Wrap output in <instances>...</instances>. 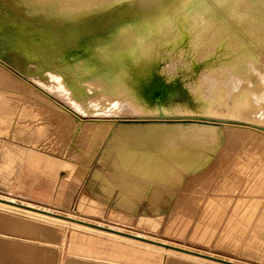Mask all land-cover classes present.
<instances>
[{"label":"rangeland","instance_id":"obj_1","mask_svg":"<svg viewBox=\"0 0 264 264\" xmlns=\"http://www.w3.org/2000/svg\"><path fill=\"white\" fill-rule=\"evenodd\" d=\"M9 7L13 8V6ZM2 12L3 9L0 8V14ZM10 20L9 24H11ZM3 30L0 27V71L7 73L8 78H10L5 83L0 84V199L17 201L18 203L46 209L59 215L62 214L71 218L75 217L70 221L72 224L73 222L76 224L75 219H80L108 228L136 232L145 235V237H151V239L161 244L165 242V245L169 246L177 245L195 251L203 250L213 255L233 258L241 263L264 264V143H260L258 146L248 142V145L244 144L245 147L250 146V148L244 147L249 151H246L248 155L245 158L246 165L244 166L239 164L244 154L242 153V149H244L243 145L232 141L250 136L248 133L234 128L233 124L246 125L245 123H252L260 125L262 123L252 115L232 113L234 110L232 104H230V97L221 99L224 101V104L217 103V97L213 92L220 91V88L223 87V81H221L220 77L214 80L215 83H213L212 90L208 96L218 106L214 112L203 113L201 108L195 107L196 103L191 99L193 96L190 86L201 77V73L205 70L202 68V63H198L195 71L192 73L185 71L170 79L167 73L161 72L165 68V61L162 60L160 61L162 62L160 70L158 68L153 71L149 76L148 82L145 84L143 91L144 100H142L143 107H147L149 110L159 107L166 108L167 112L192 110L194 113L192 112L189 116L169 119L140 117L136 115L103 116L97 111L81 114V112L68 106L58 97L49 95L48 89H44L43 81H48L50 76H47L49 74L59 75L63 83L67 85L68 89L74 92L78 100L89 104L93 99L102 96L101 92H103L101 89L93 86L94 80L91 79L95 78L91 76L83 77V75L70 71L68 69L69 65L63 66L61 68L62 70H60L61 72L58 69H51L49 65H41L35 56L27 55L24 51L19 50V35L16 31H12V29ZM1 38L6 39L4 44L1 43ZM42 57L44 60L52 58L49 52H46ZM84 59L81 61H86ZM210 64H213V61ZM95 94L97 95L95 96ZM220 94H223V91ZM47 99H52L51 101L53 103H58L63 106L66 111L62 115L66 123H69V130H66V133L65 129H63L62 131H65L63 132L64 135L57 128L56 121L50 122L56 115L48 107L49 104H46L48 103ZM23 101L26 104L28 103V106H35V104L38 106L41 105L40 109H42L40 112L44 114V117L46 116L44 118L45 129L40 132L37 131L34 121L30 118L31 114L20 115L17 112V109ZM14 106H17L15 110ZM71 117L76 118V125H73ZM24 120L27 124L22 123ZM158 120H168L171 123L174 120H180L177 123L216 125L222 127L223 134H220L218 137L219 141L215 142L209 141L211 136L208 137L205 135L206 137H199L197 132L193 130L185 131L176 129L164 131L167 135L166 145L164 147L167 148L166 151L170 154L163 153L166 159L164 157L160 159L158 156V163H162L163 161L160 165L157 161H154L155 163L153 162V164L141 159L137 161L125 160L122 163L123 167H120V164H104L100 160L102 151L99 148L97 152L92 150L90 155L86 153L88 145L86 142L90 140V137L94 140H105L114 134L115 125L131 123L145 124ZM224 122H226V125L228 124V127ZM79 126L80 128H77ZM229 130L230 132H227ZM54 145L59 148L54 147ZM5 148L8 149L6 150ZM221 152L224 153L222 154ZM179 153H182L183 156L186 154L184 157H190L195 154H201L202 157H206L205 167L203 166V169L200 171L201 173L198 172L195 174L194 172L185 170L181 164L176 165L178 162L175 161V156L179 155ZM29 154H40L57 163H62L67 160L73 161L75 164L71 172H67L62 168H53L51 172L45 169V166L42 171L40 169L35 171L32 177L33 180L30 177L26 179L28 184L36 181V187H45L51 196L49 199H43L33 195L27 189L28 186L26 188H20L13 179V177H19L18 175L21 172L23 163L22 159L28 157ZM3 156H5L4 159ZM93 156L95 157L93 158ZM173 160L174 162L172 163ZM225 160H228V162H225ZM164 161L166 162L164 163ZM78 166L86 167L84 169L85 171H82V177H79L80 173H76ZM168 167L170 168L168 169ZM167 169L171 170L168 172ZM167 172L170 175H166ZM147 174H149V177ZM159 175H162V178ZM153 176L155 179H152ZM157 178L161 181H158ZM113 179L114 182L112 181L110 186L107 182H111ZM127 179L131 182L128 183ZM106 180L108 181L106 182ZM174 180L175 182H173ZM188 180L191 182V185L189 182L187 183ZM136 181L141 183L140 186L143 189L140 188L139 182ZM115 182L118 183V186ZM104 186L109 190L111 188L113 189L108 196L103 190ZM133 189H136L135 194L134 192H129L133 191ZM157 195L158 197H156ZM148 200L156 206L159 201L162 202L159 207L150 212L148 210ZM140 217L141 222L143 221L146 227L139 226ZM49 221L55 223L57 219L54 220L53 218V220ZM9 225L10 222L8 221H0L1 231L5 235H10L12 237L11 239L18 243L17 264H42L41 261H43V258L40 257L42 254L38 248L45 246L44 244L47 242L57 244L58 235L47 236L45 232L23 226H17L15 230L12 227L9 229ZM60 228L64 230L66 237L63 250L57 253V264H62L63 260L66 262L70 258L68 251L72 229L68 225ZM208 228L212 229V232H215L210 242H208V239L202 237ZM9 230L11 231L9 232ZM251 239L257 240L255 246L251 245ZM145 248L146 259L154 256L157 258L161 257L162 259L166 255V251L163 249H156L147 245ZM29 252H32V257L27 254ZM154 252L156 253L154 254ZM24 253H26L25 259ZM156 254L159 255L157 256ZM0 263L9 264L6 257H1ZM11 263L14 264V262ZM189 264L193 263L189 262Z\"/></svg>","mask_w":264,"mask_h":264},{"label":"bare ground","instance_id":"obj_2","mask_svg":"<svg viewBox=\"0 0 264 264\" xmlns=\"http://www.w3.org/2000/svg\"><path fill=\"white\" fill-rule=\"evenodd\" d=\"M9 6H13V8ZM0 8L3 9V12L0 14V27L4 30L12 29V31L17 32L19 35V50L24 51L27 55L35 56L41 65H49L51 69H58L60 71L63 66L69 65L68 69L70 71L83 75V77L91 76L96 79H91L94 80L93 86L103 91L101 92L102 96L93 99L89 104H85L77 99L72 90L68 89L59 75L49 74L47 77H50L47 82H44L41 78L44 83V89H48L49 95L58 97L68 106L81 112V114L97 111L103 116L136 115L163 119L189 116L192 114V110L167 112L166 108L159 107L149 110L147 107H143V91L153 71L158 68L160 70L162 66V62L160 61L162 60L165 61V68L161 72L167 73L170 79L185 71L192 73L195 71L198 63H202V68L205 69L204 72L190 86L193 96L191 99L195 101V107L201 108L203 113L214 112L217 109L218 106L214 104L215 101L211 100V97L208 96L212 90L213 83H215L214 80L220 77L221 81H223L224 90L221 87L220 91L213 92L217 97V103L224 104V101L221 99L230 97V104H232L234 110L232 113L252 115L262 123L260 125L252 123H245L246 125L233 124L234 128L242 130L250 136L232 141L242 144L243 148L247 142L256 144V146L264 143V0H0ZM9 20L11 24H9ZM5 41L6 39L1 38L2 44ZM46 52L51 54V59H43L42 55ZM82 59L86 61H81ZM212 61L213 64H210ZM9 78L7 73L0 71V84L5 83ZM221 91H223V94H220ZM47 100L48 103L46 104H49L48 107L56 115L50 122L56 121L55 124L60 131L63 129L65 131L69 130V123L67 124L63 117L66 112L64 107L58 103H53L52 99ZM27 104L23 101L17 112L20 115L31 114L30 118L34 121L37 131L40 132L46 128L44 121L46 116L44 117V114L40 112L42 109H40L41 105L35 104V106L29 105V107ZM16 107L14 106V110ZM71 118L73 125H76V118ZM180 120H174L173 123L168 120H158L145 124L115 125L114 134L105 140H94L90 137L89 141H85L88 143L86 153L90 155L92 150L97 152L99 148L102 151L100 160L104 164H120V167H123L122 163L125 160L137 161L144 159L151 163L154 161L158 163L159 158L163 159V153L170 154L166 151L167 148L164 147L167 137L164 131L176 129L193 130L197 132L199 137H206L205 135L211 136L209 141L215 142H218L219 135L223 134L222 127L220 126L200 123H177ZM13 122L12 124L15 123ZM22 123H25V120ZM77 128H80V126ZM230 130L227 132H230ZM68 132L70 133V131ZM232 134L235 135L233 132ZM55 145L54 147H56ZM46 147L48 148V145ZM246 147L250 148V146ZM56 148L59 147L57 146ZM245 148L242 149V153L244 154L239 163L244 166L246 165L245 158L248 155L246 151L249 152ZM181 154L179 153V155L175 156V161L178 162L176 165L181 164L185 170L194 172L195 174L203 169L206 157H202L201 154L184 157L186 154L184 156ZM34 155L30 154V157ZM45 157L42 159L36 156V158L33 157L34 159L31 158V160H34L36 166L43 162L41 165L43 167L46 166L45 169L51 172L53 168H62L67 172H71L75 165L73 161L66 160L65 162L57 163ZM164 159L166 158L164 157ZM228 160H225V162H228ZM160 163L158 164L160 165ZM79 168L85 169L86 167L78 166L76 173ZM168 169L167 171L169 172L172 168ZM126 171L128 170L126 169ZM168 172L166 175H170ZM147 176L149 177V174ZM150 176L152 175L150 174ZM159 176L162 178V175ZM153 178L155 179L154 176ZM112 181L114 182V179L107 183L110 185ZM127 182L130 183L131 181L129 182L127 179ZM188 182L191 185L189 180ZM140 184L139 182V186ZM116 185L118 186V183ZM136 189L128 191L135 194ZM103 190L108 196L113 189L109 190L104 186ZM162 191L164 192V190ZM152 192L154 193L153 190ZM149 196L151 195L149 194ZM196 203L198 202L196 201ZM30 210L38 212L35 209L30 208ZM40 213L49 215V220H53L54 218V220L63 221V219L56 218L54 214L49 212ZM70 221L71 219H65L63 222L68 223ZM79 222L85 224L84 221ZM146 239L148 238L145 237V239L140 240L155 244L164 249H170V251L176 250L177 252L188 253L224 264H231L172 247L173 245L169 246Z\"/></svg>","mask_w":264,"mask_h":264},{"label":"crops","instance_id":"obj_3","mask_svg":"<svg viewBox=\"0 0 264 264\" xmlns=\"http://www.w3.org/2000/svg\"><path fill=\"white\" fill-rule=\"evenodd\" d=\"M5 149L7 150L8 148ZM36 156H39L41 158L43 157L40 154L38 155L35 154L34 156L30 157L29 154L28 156L29 158L26 157L22 159L23 163L21 166V172L18 175L19 177L18 178L13 177V179L20 188L22 187L26 188L28 186L27 189H29V191H31L33 195L39 198L49 199L51 196L49 194V191L45 187L44 188L36 187L35 185L36 181L35 182L32 181L31 184H28L26 182L27 181L26 179L29 177L31 180H33L32 177L35 174L34 172L36 171L35 169L38 170L40 169L41 171L42 169H44L43 165H41L43 162L40 163L39 161L40 164L37 165L38 166L37 167L34 164V160H31V158L33 157L36 158ZM4 158L5 156H3V159ZM78 171L79 172H77V174L80 173L79 177H82L83 175L82 171L85 170L79 168ZM161 202L162 201H159L156 206L152 204L150 200H148L147 202L149 206L148 210L150 212L154 211L155 208L161 205ZM30 208L38 210V212L30 210ZM40 212H49L51 214H54L55 215L54 217L59 218L61 220L63 219V221H65V219L72 220L75 218V217L71 218L69 216H65L62 214L59 215L50 212L46 209L43 210L41 208H37L34 206L18 203L17 201L0 199V221L10 222L9 229H11L12 227L15 230L17 226H23V227H29L33 230H39L41 232H45L47 236L58 235V239L56 242L57 244L47 242L46 244H44L45 246L38 248L39 250H41L42 255H40V257L43 258V261H41L42 264H57L56 262L57 253L63 250V247L65 245V237H66L64 230L60 227H63L65 225H68L69 228L72 229V233H71V238L69 240L70 243H69V251H68L70 258L66 262H64L63 260L62 264L64 263L65 264H189V262L193 264H224L218 261L209 260L188 253H186L187 254L186 255L184 252H180V251L177 252L176 250L170 251V249L169 250L164 249L155 244L147 243L145 241L140 240V239H145V235L136 232H129L124 229H113L94 223L88 224V222L85 221H84L85 224L84 223L81 224V222L79 221H83V220L80 219H77V221L76 219L74 220L76 222H79L76 224H66L65 222L60 220H57V222L52 223L49 222L48 219L49 215L47 216L46 214ZM139 226L142 227L145 226L144 222L143 221L141 222V217L139 219ZM10 231L11 230H9V232ZM214 233L215 232L214 231L212 232V229L208 228L205 230V233L202 235V237L208 239V242H210L211 239L214 237ZM11 238L12 237L10 235H5L0 229V261H1V257L3 258L6 257L9 264H12L11 262L17 264L16 261L18 255L17 252L18 243L17 241L12 240ZM146 238H148L152 242H157L151 239V237H146ZM250 243L251 245L255 246L257 240L251 239ZM146 245L152 248H156V249L159 248L165 250L166 251L165 257L161 259V257L157 258L154 256L152 258L146 259L145 257ZM172 247L179 248L195 254H201L203 256H207L231 264H248L244 262L241 263L240 261H236L235 259L230 257L213 255L203 250L195 251L193 249L190 250L184 247H179L177 245H174ZM155 253L156 252H154V254ZM27 254H29L30 257L33 256L32 252H29ZM156 255L158 256L159 254ZM25 258H26V253H24V259ZM220 258H225V259H220Z\"/></svg>","mask_w":264,"mask_h":264}]
</instances>
